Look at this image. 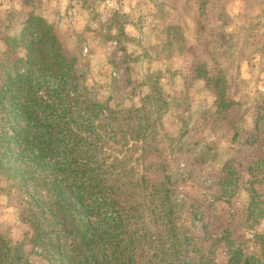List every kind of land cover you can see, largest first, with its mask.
<instances>
[{
	"label": "rangeland",
	"instance_id": "rangeland-1",
	"mask_svg": "<svg viewBox=\"0 0 264 264\" xmlns=\"http://www.w3.org/2000/svg\"><path fill=\"white\" fill-rule=\"evenodd\" d=\"M33 91L93 144L122 264H264V0H0V264H85L42 209L63 157L20 153Z\"/></svg>",
	"mask_w": 264,
	"mask_h": 264
},
{
	"label": "trees",
	"instance_id": "trees-1",
	"mask_svg": "<svg viewBox=\"0 0 264 264\" xmlns=\"http://www.w3.org/2000/svg\"><path fill=\"white\" fill-rule=\"evenodd\" d=\"M35 56H38L37 52L32 54L33 59ZM20 80L10 81L9 86L20 89L23 96L27 89ZM25 99L20 107V117L26 121L25 126L29 130L23 132L24 144H21L20 153L28 157L27 163L38 162L35 169H39L49 156L58 157L60 154L63 157L62 162L58 161L53 168L47 166L50 172L43 179L46 182L50 177L53 183V189H46L49 199L47 203H42V209L48 208L49 216L57 223V236L62 242H57L56 253L63 261L72 263L79 260L91 264V259H94L97 264H122L124 255L118 237L123 231L124 219L113 189H103L104 184H100L101 179L95 170H99V167H93L88 162L93 144L85 146L88 155L80 158V152L86 153L85 148L80 151L72 131L66 130L67 135L60 130L64 128V121L37 113L41 106L44 110L48 109L50 102L38 91L25 95ZM58 173L61 174L60 178H54ZM67 237L72 241L68 242ZM70 248L74 250L71 255L67 251Z\"/></svg>",
	"mask_w": 264,
	"mask_h": 264
}]
</instances>
